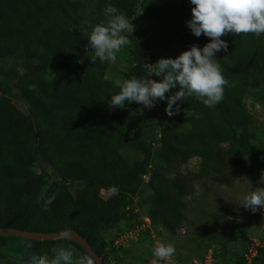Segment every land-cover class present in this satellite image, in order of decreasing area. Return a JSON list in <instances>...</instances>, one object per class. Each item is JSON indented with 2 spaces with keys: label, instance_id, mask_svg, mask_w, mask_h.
<instances>
[{
  "label": "trees",
  "instance_id": "16d2710c",
  "mask_svg": "<svg viewBox=\"0 0 264 264\" xmlns=\"http://www.w3.org/2000/svg\"><path fill=\"white\" fill-rule=\"evenodd\" d=\"M85 3L93 13H83ZM108 3L134 26L133 33L124 34L129 40L125 79L158 81L150 76V63L210 42L186 27L194 7L188 0H0V228L75 231L104 264H109L104 234L123 220L149 218L152 228L175 236L187 221V198L196 183L227 184L237 167L259 179L264 171V150L252 143L253 118L245 101L250 92H260L264 107V35L221 37L228 50L216 59L228 84L219 103L206 107L189 96L169 117L164 101L157 112L146 109V121L135 102L118 112L109 108L114 80L104 74L111 64L91 61L86 39L96 25L106 23ZM15 99L27 105L26 112ZM192 158L200 160L197 172L170 178ZM40 163L50 173L38 172ZM72 183L79 185L74 192ZM144 186L151 193L136 214L133 198ZM149 231L144 235L150 237ZM11 240L71 243L90 257L66 238L0 236V264H8L3 251ZM263 256L259 249L252 264ZM246 263L235 256L233 264Z\"/></svg>",
  "mask_w": 264,
  "mask_h": 264
},
{
  "label": "rangeland",
  "instance_id": "374dc122",
  "mask_svg": "<svg viewBox=\"0 0 264 264\" xmlns=\"http://www.w3.org/2000/svg\"><path fill=\"white\" fill-rule=\"evenodd\" d=\"M85 5L83 13L85 15L93 13L92 6L88 3ZM172 50L175 53L174 47ZM116 56L115 63H112L105 72L104 79H125L123 73L128 67V48L124 46L116 53ZM174 56L175 54L169 55L167 58H174ZM151 65L153 64L150 63L149 66ZM260 98V92H250L245 101L253 118V124L250 128L252 143L256 148L264 150V107L260 105ZM14 101L22 111H27V105L24 102L17 99ZM126 107L112 109L118 112L126 109ZM142 115L146 121L149 120L150 116L146 110L143 111ZM178 129L181 130L182 128ZM222 147L228 149L229 143L222 144ZM252 157L261 159L255 155ZM199 163L198 158H192L188 163L178 167L170 178L175 179L176 175L179 174L197 172ZM262 165L264 166V162ZM42 169L50 173L45 164L40 163L36 166L38 172ZM232 175L227 184L210 181L196 183L195 193L187 198L189 202V209L186 213L187 221L183 227L176 231L175 236H169L164 230H155L151 225L149 227L152 229L150 237L149 233L144 236L134 234V231H138L137 228L140 226L138 223L140 219H143L142 216L123 220L116 228L107 231L104 238L108 244L106 255L108 263L152 264L154 258L151 250L157 243L171 244L175 248V255L167 261V264H192L198 256L201 257L204 254L209 256L211 253L216 256V251H220L216 256L219 264H233L235 256H243L252 244L257 245L256 247L260 246V249L264 250V210H259L253 214L241 206L245 195L256 191L258 187H264V185L258 183L260 180L258 177L245 174L238 167L234 169ZM78 188L79 185L76 183L70 185L72 192ZM150 193V189L144 186L133 198L136 214L140 213L138 207L140 201ZM101 195L102 197L108 196L105 191ZM236 213H241V217L233 219L232 215ZM143 220L145 224H148L149 219ZM240 230L245 232L246 239L242 237ZM129 232H131L130 235ZM120 241L122 242L119 245L118 242L120 243ZM221 246L224 247L222 250H220ZM61 247L73 249L74 255L77 257L85 255L71 243L55 242L51 245H45L17 240L8 241L7 249L3 252L8 264H27L28 258L33 254L46 255L52 258ZM157 264H162V262L158 261ZM254 264H264V256Z\"/></svg>",
  "mask_w": 264,
  "mask_h": 264
},
{
  "label": "clouds",
  "instance_id": "9594fccd",
  "mask_svg": "<svg viewBox=\"0 0 264 264\" xmlns=\"http://www.w3.org/2000/svg\"><path fill=\"white\" fill-rule=\"evenodd\" d=\"M188 3L194 7L186 27L193 36L199 38L203 34L210 42L202 48L193 44L175 59L161 58L149 66L150 76L159 78L158 81L149 76L115 79L114 92L107 101L109 108L123 109L135 102L143 114L144 110L166 101L165 113L172 117L180 111L178 102L189 96L199 98L206 107H212L223 99L228 82L223 77L216 54L221 50L227 52L228 44L221 37L251 34L259 39L264 35V0H188ZM103 15L107 18L106 23L96 25L86 41L93 63L98 59L102 64H112L117 59L116 53L129 44L124 34L133 33L134 26L111 3L105 6ZM177 88L179 91L166 97V93ZM258 183L264 185V171ZM241 206L253 214L264 210V187L245 195ZM151 254L154 258L152 264L158 261L167 264L175 255V248L171 244L157 243ZM27 264H93V261L87 255L77 257L73 249L61 247L52 258L33 254Z\"/></svg>",
  "mask_w": 264,
  "mask_h": 264
},
{
  "label": "water",
  "instance_id": "95a60500",
  "mask_svg": "<svg viewBox=\"0 0 264 264\" xmlns=\"http://www.w3.org/2000/svg\"><path fill=\"white\" fill-rule=\"evenodd\" d=\"M241 217V213H236L232 215L233 219H238ZM0 236H13L20 237L29 240L37 241H54L60 239H69L80 247L84 249L86 253L90 255L95 264H104L103 259L96 253V251L91 247V245L77 232L75 231H61L54 233H43V232H31V231H21L17 229L10 228H0Z\"/></svg>",
  "mask_w": 264,
  "mask_h": 264
},
{
  "label": "built area",
  "instance_id": "2783aa9c",
  "mask_svg": "<svg viewBox=\"0 0 264 264\" xmlns=\"http://www.w3.org/2000/svg\"><path fill=\"white\" fill-rule=\"evenodd\" d=\"M152 79L155 80V78L153 77ZM153 111L155 110V112H157L158 107L156 106L155 108L152 109ZM146 181L149 180V176H145L144 177ZM148 178V180H147ZM144 219H149V218H144ZM151 225V221L149 219L148 224H142L140 226H138V231H134V234H137L138 236H144V233L147 230H150V234H152V229L149 228ZM133 232V231H132ZM129 235L131 234V232L128 233ZM122 241H120V243L118 242V244L120 245ZM257 245L252 244L250 247H248V249L245 251L243 257L246 259L247 263L246 264H252L253 260L258 256L259 254V249L260 246L256 247ZM192 264H219V262L216 260V256L211 253L209 256H206V254L202 255L201 257L198 256L197 260H194Z\"/></svg>",
  "mask_w": 264,
  "mask_h": 264
}]
</instances>
